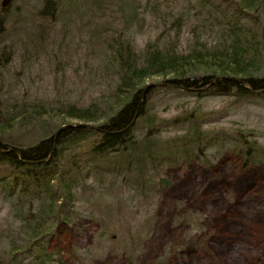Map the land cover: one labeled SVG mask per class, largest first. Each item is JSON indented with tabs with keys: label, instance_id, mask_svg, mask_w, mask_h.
<instances>
[{
	"label": "rangeland",
	"instance_id": "374dc122",
	"mask_svg": "<svg viewBox=\"0 0 264 264\" xmlns=\"http://www.w3.org/2000/svg\"><path fill=\"white\" fill-rule=\"evenodd\" d=\"M54 4L50 16L41 13L44 0H0V102L39 107L52 126L81 122L67 117L66 105L109 102L118 82L107 46L112 35L126 36L142 51L147 41L169 33L166 20L182 15L185 48L193 22L206 18L202 10L195 19L201 9L196 0ZM168 77L148 78L145 86ZM146 95L132 135L143 139L151 130L159 144L152 150L164 153L146 167L145 177L123 168L118 176L101 171L87 176L85 158L90 165L93 156L88 146L80 150L83 171L73 169L81 183L73 219L45 238L51 257L45 264H264V95H212L160 85ZM197 116L201 143L192 150L184 136ZM40 132V126H28L12 134L28 143V135L37 134L36 140ZM64 154L69 168L73 159L69 151ZM97 163L101 170L110 165L108 159ZM9 170L0 166L1 174ZM132 176L154 187L132 192L127 186ZM21 230L0 193V260L12 255L14 244L21 249L18 264H35L41 249L24 251Z\"/></svg>",
	"mask_w": 264,
	"mask_h": 264
},
{
	"label": "trees",
	"instance_id": "16d2710c",
	"mask_svg": "<svg viewBox=\"0 0 264 264\" xmlns=\"http://www.w3.org/2000/svg\"><path fill=\"white\" fill-rule=\"evenodd\" d=\"M54 3L55 0H44L42 15L53 16L58 7ZM196 3L201 9L196 10L195 19L202 10L206 18L199 17L198 22H193L190 30L193 34L185 48L180 46V33L187 23L182 15L166 20L169 33L147 41L142 51L126 36H111L107 46L118 82L103 107L96 103L82 108L66 105L67 117L78 119L80 123L63 121L59 126L48 125L39 107L17 108L8 105V101L0 102V166L10 169L7 174L0 173V193L21 223V235L27 239L24 251L41 249L35 256V264L48 263L51 257L45 251V238L51 236L49 234L61 222L73 219L70 211L79 198L77 190L81 184L73 169L83 171L78 168L81 160L76 157L80 150L88 146L89 156H93L90 165L85 158L87 176L96 171L118 176L123 168L129 175L136 173L145 177L146 167L164 153L165 149L152 150L159 144L151 130L143 139L136 140L132 135L133 125L144 114L143 105L138 107V104L148 78L169 76L163 82L179 91H202L209 86L207 94L212 95H264V0H196ZM202 35H206L205 38ZM227 77L246 80L249 86L244 87ZM198 119L197 116L190 125V132L184 136L188 137L187 145L192 150L201 143ZM149 122L152 125L153 120ZM28 126H40L43 134L36 140L37 134L28 135V143H24L25 137L19 133L12 134L13 130ZM84 141L87 144H83ZM249 148L252 146H248L246 158L250 156ZM171 149L168 147V152H172ZM67 151L73 159L69 168L64 163ZM106 159L110 165L101 170L97 162ZM132 177L127 183L132 192L154 187L148 180L145 185H139L136 176ZM161 181L167 182L165 178ZM12 247V255L0 260L3 264H18L16 256L21 249L14 244Z\"/></svg>",
	"mask_w": 264,
	"mask_h": 264
},
{
	"label": "water",
	"instance_id": "95a60500",
	"mask_svg": "<svg viewBox=\"0 0 264 264\" xmlns=\"http://www.w3.org/2000/svg\"><path fill=\"white\" fill-rule=\"evenodd\" d=\"M228 79H230V80H232L233 82H236V83H238V84H241L242 86H249L248 85V83L246 82V80H243V79H241V78H238V77H227ZM214 81V79H212L211 81H210V84L209 85H211L212 84V82ZM158 85H160V86H164V87H169V86H173L172 84H170V83H157V84H147L145 87H144V90H143V92H142V95H141V100L139 101V104H138V107L139 106H141L142 105V102H143V100L144 99H142V98H144V96H145V94L147 93V91H148V89L150 88V87H154V86H157L158 87ZM209 87V86H208ZM208 87H205V88H202V89H207ZM202 89H198V90H202ZM137 115H138V113L136 114V116H135V119L137 118ZM64 127V126H63ZM57 135V133L55 134V136ZM0 151H2V149H0Z\"/></svg>",
	"mask_w": 264,
	"mask_h": 264
}]
</instances>
